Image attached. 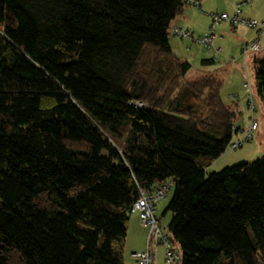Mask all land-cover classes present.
Segmentation results:
<instances>
[{
    "label": "trees",
    "instance_id": "1",
    "mask_svg": "<svg viewBox=\"0 0 264 264\" xmlns=\"http://www.w3.org/2000/svg\"><path fill=\"white\" fill-rule=\"evenodd\" d=\"M187 4L0 0V264H124L133 204L169 179L181 264H264V155L206 173L239 129L217 75L183 80Z\"/></svg>",
    "mask_w": 264,
    "mask_h": 264
},
{
    "label": "rangeland",
    "instance_id": "2",
    "mask_svg": "<svg viewBox=\"0 0 264 264\" xmlns=\"http://www.w3.org/2000/svg\"><path fill=\"white\" fill-rule=\"evenodd\" d=\"M243 1L244 0H202L201 4L204 12L201 11V8L191 5V8L199 10L200 12V15H197V18L193 19L194 26L192 27V31L194 36L195 38H199L205 33L213 34L215 36V43L212 48L198 41H188L177 37L172 34V28L170 31V42L171 46L175 49V53L181 59L188 60L192 64L191 69L183 80L191 81L205 74L217 75L222 84L220 89L222 101L230 106V110L236 112L234 126L239 130L237 133H234L232 143L226 152L207 167V174L218 172L240 162H253L264 155V107L257 93L253 63L254 56L258 54L263 55L264 50L252 51L247 54H244L242 51L246 43L258 41V38H260L258 41L259 44L264 47V34L260 36L258 29L245 23L231 22V19L237 11V4ZM242 11V18L251 17V19L256 18L262 21L260 16H264V0H253L250 3H243ZM211 12L218 14L227 13L230 19L224 20L218 24H213ZM204 60H213L214 64L205 65L203 64ZM183 80H181V82H183ZM171 86V82H168L162 93L166 94ZM181 88L172 87L170 89L171 96H176ZM182 94L184 104L193 103L199 111L206 110V93H199L195 98L194 95L192 96V92L186 88L183 90ZM252 120L258 123V129L255 131L253 138L245 139ZM239 140L243 141V144L234 148L233 144ZM168 181L172 182L171 179ZM173 193L174 186L167 197L159 201L158 205L160 209L163 203L172 197ZM164 210H160L157 215L161 216L163 219V227L166 233H169L168 228H166L169 216H162ZM137 230L136 233L135 231L133 232L135 238H137L136 235H138V233H146L143 227H137ZM139 244L140 242L137 241V246ZM132 246H134L133 242L129 245L126 243L124 250L125 260L130 256L131 258H135V256L133 255L132 257L129 252ZM176 248L180 251V246L177 242ZM126 263L131 264L128 262ZM157 264H165V250L162 245L158 248Z\"/></svg>",
    "mask_w": 264,
    "mask_h": 264
},
{
    "label": "built area",
    "instance_id": "3",
    "mask_svg": "<svg viewBox=\"0 0 264 264\" xmlns=\"http://www.w3.org/2000/svg\"><path fill=\"white\" fill-rule=\"evenodd\" d=\"M253 0H244L237 4V11L234 17L231 19L232 23H245L253 28L258 29L259 35L264 34V20L257 19L246 20L242 16V4L250 3ZM188 3L199 6L198 0H187ZM213 24H218L224 20H229L230 16L227 13L218 14L212 13ZM172 33L177 37L186 39L188 41H198L205 44L209 48H212L215 43V36L211 33H205L199 38H195L189 31L175 27L172 29ZM263 47L259 42L247 43L243 47V53L247 54L252 51H262ZM135 107H145L143 102H133ZM258 129V123L252 120L250 127L248 128L246 138L251 139L255 135V131ZM243 144V141L239 140L233 144L234 148H237ZM173 188V182H164L156 186L152 190L141 189L140 197L135 201L132 206V211L138 214L141 224L148 230L147 248L143 252L135 253L134 256L137 259V264H155L158 256V247L162 245L165 250V264H181V252L176 248V241L172 234L166 233L160 218L156 214L157 203L165 198Z\"/></svg>",
    "mask_w": 264,
    "mask_h": 264
},
{
    "label": "crops",
    "instance_id": "4",
    "mask_svg": "<svg viewBox=\"0 0 264 264\" xmlns=\"http://www.w3.org/2000/svg\"><path fill=\"white\" fill-rule=\"evenodd\" d=\"M199 1V3H200V5L199 6H197V7H199V8H201L202 9V4H201V1L202 0H198ZM206 1V0H205ZM191 5H194V4H191V3H188L185 7H184V9H183V11H182V13L180 14V15H178L174 20H173V22H172V24H171V27L172 28H175V27H179V28H181V29H184V30H186V31H189V32H191L192 34H193V36H194V33H193V31H192V27L194 26V24H193V19H196L197 18V15H200V12H199V10H195V9H193V8H191L192 6ZM194 6H196V5H194ZM201 11H203L204 12V10L202 9ZM213 12H211L210 14H212ZM261 17V19H262V21L264 20V16H260ZM243 19H246V20H250L251 19V17H244ZM252 19H256V18H252ZM258 20V19H257ZM259 33V32H258ZM263 35V34H262ZM262 35H260V36H262ZM195 37V36H194ZM259 40H260V38H258ZM258 40V41H259ZM255 42H257V41H255ZM247 44V43H246ZM263 47V46H262ZM173 48V47H172ZM263 50H264V47H263ZM173 51L175 52V49L173 48ZM259 56H262V55H260V54H258ZM257 55V56H258ZM264 55V54H263ZM167 197V196H166ZM165 197V198H166ZM170 199H171V197L167 200V201H165L164 203H163V205H162V207H161V209H160V207H159V202L157 203V206H156V214H159L158 212L161 210V211H163L164 209V212H163V214H162V216L163 217H165L166 215H168L169 216V219H168V221H167V223H166V228H168V230H169V223H170V220H171V217H172V214L170 213V212H166V209H167V206H168V204H169V201H170ZM166 207V208H165ZM132 214L130 215V221H129V225H128V233H127V240H126V243H127V245H129L130 243H134V246H132V248L131 249H129V252H130V254L132 255V257H133V255L135 254V253H138V252H143V251H145L146 250V248H147V237H148V230L141 224V221H140V218H139V216H138V214L137 213H135V212H131ZM159 218H160V220H161V223H162V218H161V216L159 215L158 216ZM142 225V226H141ZM163 225V224H162ZM137 227H139V228H141V227H143L145 230H146V233H138V235H136L137 236V238H135V236H134V234H133V232L135 231V233L138 231L137 230ZM137 241H139L140 242V244L137 246ZM159 248V247H158ZM157 251H158V249H157ZM157 261H158V256H157V260H156V262H155V264H157ZM126 262H128V263H131V264H137V259H135L134 257L133 258H131V256L128 258V259H124V264H127Z\"/></svg>",
    "mask_w": 264,
    "mask_h": 264
}]
</instances>
